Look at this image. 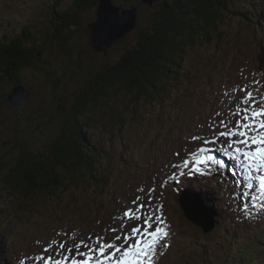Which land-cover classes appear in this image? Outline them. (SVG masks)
Wrapping results in <instances>:
<instances>
[{
  "label": "rangeland",
  "instance_id": "rangeland-1",
  "mask_svg": "<svg viewBox=\"0 0 264 264\" xmlns=\"http://www.w3.org/2000/svg\"><path fill=\"white\" fill-rule=\"evenodd\" d=\"M112 1L122 8L137 6V22L143 27L154 7L141 0ZM257 4L261 5L260 25L225 11L222 37L205 47L185 50L180 79L170 80L168 91H153L149 97L138 98L134 91L117 87L103 95L97 93V72L117 57L121 44L106 52L90 48L87 24L95 19V10L82 12L79 26H73L62 40H52L48 34L39 42L40 54L35 60L44 70L29 67L19 76L29 92L23 111L15 113L9 101L0 102V159L13 163L17 141L46 152L66 125L69 106L85 89L89 95L78 119L90 144L105 158L108 171L103 172L100 190L94 191V184L86 193L81 187L69 186L60 193L61 198L26 188L12 191L0 184V217L9 226L0 264H43L36 257L48 255L43 249L52 240L71 246L90 234L107 238L111 233L105 229L127 223L122 221V213L137 196L146 197L149 189L155 190L152 207L161 208L169 231V247L157 257V264H233L230 241L255 253L256 262L264 264V254L258 258L260 247L250 245L259 235L264 241V212L249 206L252 216L245 218L240 210L241 189L234 181L242 173L215 147L192 140L193 136L212 139L220 129L211 125L231 118L229 108L234 109L244 95L233 92L234 88L247 86L257 97L264 95V0ZM51 10L46 0H0V35L26 23L43 32L49 26ZM134 34L135 30L129 32L127 40ZM12 87L8 79L0 80V99ZM217 112L223 115L217 117ZM202 146L210 148L208 154L222 160L224 166H217L213 175H180L187 172L181 159ZM179 189L188 191L189 202L199 201L204 209L208 204L216 218L215 228L204 232L187 219L175 200ZM70 192L77 197L73 204Z\"/></svg>",
  "mask_w": 264,
  "mask_h": 264
},
{
  "label": "trees",
  "instance_id": "trees-1",
  "mask_svg": "<svg viewBox=\"0 0 264 264\" xmlns=\"http://www.w3.org/2000/svg\"><path fill=\"white\" fill-rule=\"evenodd\" d=\"M46 1L52 10L49 26H45L43 32L26 23L0 35V80L6 78L14 86L21 84L19 76L23 70L29 67L44 70L35 60L40 54L39 42L45 41L48 34L52 40H62V36L72 32L73 26H79L81 13L95 10L98 3V0H71L64 5L66 0ZM257 3L258 0H154L146 25L143 27L137 22L130 41L126 34L110 47L121 44L117 57L107 61L97 72V93L103 95L108 89L117 87L132 90L139 98L149 97L153 91H168L170 80H179L183 72L185 50L205 47L222 37L220 24L225 11L230 10L260 25L258 10L261 5ZM47 75L53 80L51 73ZM88 91H80L69 106L66 125L52 139L46 152L17 141L13 163L0 159V184L12 191L26 188L41 195L46 193L51 198H61L60 193L69 186L81 187L85 193L92 184L96 186L94 191L101 189L103 172L108 171V165L95 144H90L84 124L78 119L85 108ZM8 93L0 99L1 103L8 101ZM178 195L179 192L176 193L177 202ZM69 198L72 204L77 200L72 192ZM8 228L0 217V250L3 243H8L4 241ZM259 236L252 239L250 245L260 247V259L264 254V241ZM230 242L235 252L231 256L233 264H258L255 253Z\"/></svg>",
  "mask_w": 264,
  "mask_h": 264
},
{
  "label": "snow or ice",
  "instance_id": "snow-or-ice-1",
  "mask_svg": "<svg viewBox=\"0 0 264 264\" xmlns=\"http://www.w3.org/2000/svg\"><path fill=\"white\" fill-rule=\"evenodd\" d=\"M237 91L244 95L234 109L229 108L231 118L219 119L211 125L220 131L214 132L212 139L193 136L192 140H202L203 145L215 147L218 153L234 162L242 173L241 178L234 181L241 189L243 204L240 210L245 218H249L252 216L249 206L257 213L264 212V95L257 97L256 92L248 90L247 86L233 89V92ZM222 115L215 113L217 117ZM210 150L202 146L190 152L189 158H182L181 163L187 172L181 171L180 175H213L217 166L222 168L224 162L209 155ZM173 167L179 169L180 165ZM154 191L149 189L146 197L137 196L131 202L132 206L122 213L121 219L127 223L105 229L106 233H111L107 238L90 234L86 240L80 239L71 246H66L64 241L57 244L52 240L43 249L48 255L36 259L43 264H157V257L164 255L163 250L169 247V231L161 208L152 207Z\"/></svg>",
  "mask_w": 264,
  "mask_h": 264
},
{
  "label": "water",
  "instance_id": "water-1",
  "mask_svg": "<svg viewBox=\"0 0 264 264\" xmlns=\"http://www.w3.org/2000/svg\"><path fill=\"white\" fill-rule=\"evenodd\" d=\"M128 1V0H123ZM142 3L152 6L154 0H141ZM138 8L130 6L122 8L112 0H98L95 9V19L87 24L88 43L95 52H106L112 44L133 31L137 25ZM29 97L28 90L22 84H16L9 91L7 99L13 105L15 113H21L26 106ZM188 191L180 194L179 204L183 214L194 224L199 225L204 232H208L216 225L214 213L197 202H189ZM191 201V200H190ZM207 207V208H206ZM206 210V213H204Z\"/></svg>",
  "mask_w": 264,
  "mask_h": 264
},
{
  "label": "bare ground",
  "instance_id": "bare-ground-1",
  "mask_svg": "<svg viewBox=\"0 0 264 264\" xmlns=\"http://www.w3.org/2000/svg\"><path fill=\"white\" fill-rule=\"evenodd\" d=\"M233 166H234V168H235V164H233ZM194 185H195V184H194ZM196 186H197V187H200V186H198V185H196ZM178 203H179V202H178ZM181 210H182V209H181ZM216 225H217V224H216ZM216 225H215V226H216ZM214 228H215V227H214Z\"/></svg>",
  "mask_w": 264,
  "mask_h": 264
}]
</instances>
